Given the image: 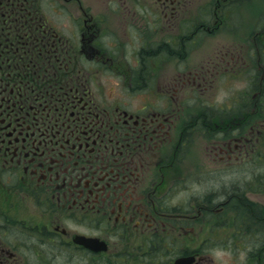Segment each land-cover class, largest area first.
I'll list each match as a JSON object with an SVG mask.
<instances>
[{
	"label": "flooded vegetation",
	"instance_id": "flooded-vegetation-1",
	"mask_svg": "<svg viewBox=\"0 0 264 264\" xmlns=\"http://www.w3.org/2000/svg\"><path fill=\"white\" fill-rule=\"evenodd\" d=\"M106 1L109 13L120 20L126 35L141 32V17L136 14L130 16L132 8H123L127 2ZM136 1H141L146 7L149 5L150 9L159 5L163 11L162 28L176 33L172 42L178 38L177 33L183 23L175 22L181 18L179 10L186 8L189 0ZM24 3L29 4V0H0V264H31L30 260L39 259L33 253L35 249L25 243L23 228L35 227L30 234L41 231L45 233L41 229L39 217L33 214L34 210L42 209V202L35 205L28 203L27 196H47L49 212H58L60 209L65 211L64 216L68 219L76 209L87 210L91 214H85L91 217L99 215L101 230L98 235L69 232L53 218L49 220L53 229L46 232L54 239L65 238V245L89 254L92 253L75 240L85 236L98 238L106 244L105 253L95 254L102 259L122 252L120 241L125 229L123 224L131 222L136 227L141 226L143 231L156 234L163 232L162 228L166 230L165 226L169 224H173L174 229L176 219L180 217L168 214L164 205L152 197L161 186L158 187L159 183L154 181L148 182L146 178L170 179L172 169L178 166L175 160H182L179 156L180 141L182 138L190 141L194 127L181 124L179 129H172V126L166 125L167 120L174 115L178 120L182 119L178 115L180 108L178 112L174 108L175 113L170 110V105L165 106V111L158 110L155 105L137 108L124 102V98L118 101V98L109 96L106 94V87H101L102 85L98 87L99 94L92 92L94 87L90 83L101 82V74L123 75L106 66L109 63L104 60V28L99 27V22L107 18L105 14L102 13L103 18L92 17L89 11L81 10L79 17L69 15L68 23L72 25L73 38H77L78 42L75 45L69 41L67 46L61 45L57 40H62V36L53 28V22L43 13L31 12ZM53 4L59 10L55 13L56 17L61 18L65 9H61L58 0H53ZM173 18L175 19L171 21ZM148 19L154 27V13L151 17L148 15ZM202 27L201 23L192 26L196 33L201 32ZM192 35L193 33L190 37ZM182 42L179 47H182ZM161 46L166 50L173 44L164 41L160 48ZM142 47H146V52H149L148 67L145 69L148 70V78L153 63H160V51H156V54L154 45ZM85 51L90 52V57L85 59L92 66L83 67V70L88 71H81L72 66V55L83 56ZM139 51L141 47L137 54ZM184 59L182 55L176 57L182 63ZM140 66H144V63L137 59V68L142 69ZM138 77L128 75L130 87L144 81L143 76ZM84 81L87 84L82 85ZM185 83L187 78L172 83L176 84L175 93L178 96L182 94L180 85L184 86ZM130 87L128 89L132 91ZM73 91L74 94L71 93ZM166 94L174 107L177 104L185 105V94L177 97L176 102L164 89L159 90V96ZM231 120L225 124L227 132L223 133L227 135L226 144H219V134L215 133L206 158L214 165L212 170L217 169L222 160L228 165L231 174L235 175V171L231 169L234 164L249 163L251 159H255L251 154H258V150L251 145V132L242 135L239 142L236 140L235 132L240 136V131L236 128L238 121L233 117ZM173 131L177 142L168 153H164L159 149L160 144L163 147L169 144L168 141H162L169 140L170 132ZM220 153L225 157L220 156ZM258 160L263 161V157ZM178 163L180 164L179 161ZM260 176L254 175L253 186L250 182L243 183V188H236L233 184L224 201L234 211L239 208L249 209L247 216H243L249 225L242 220V226L234 230L236 237L246 244L251 243L254 233L264 228V187H261L263 179ZM169 187H176L171 180ZM167 191L168 188L163 189L164 193ZM19 194L21 200L18 198ZM238 196L239 202L236 201ZM222 203H216L214 207L221 211L219 207ZM75 207L77 208L74 209ZM230 216L232 223H239V215L233 212ZM229 220L230 217L228 223ZM109 223L112 225L111 229ZM183 223L180 221V225ZM11 224L17 227L19 233L12 231ZM112 231L116 232L117 241H111L109 235ZM258 242L260 246H255V251L249 252L251 264H264V235L261 233ZM186 256L194 257L191 264H216L200 250L184 251L176 255ZM116 261L118 263L120 258L117 257ZM166 264H171L170 258H167Z\"/></svg>",
	"mask_w": 264,
	"mask_h": 264
},
{
	"label": "rangeland",
	"instance_id": "rangeland-1",
	"mask_svg": "<svg viewBox=\"0 0 264 264\" xmlns=\"http://www.w3.org/2000/svg\"><path fill=\"white\" fill-rule=\"evenodd\" d=\"M58 1L61 9L66 11L61 18L55 15L59 10L54 6L53 0H35V2L29 0V4L24 3V5L28 6L27 9L31 12L45 14L50 22H53V28L62 36L60 37L62 40L57 39L61 45L68 46L71 41L76 45L78 42L77 38H73L72 25L68 23L69 15L79 17L80 11L86 10L92 14V17L103 18L102 13L107 17L99 22V27L104 28L102 36V43L106 48L104 60L109 63L106 66L120 71L119 74L123 75L101 74V82L90 83L94 87L93 93L99 94L98 87L102 85L101 87H106V94L109 96L118 98V101L124 98V102H129L137 108L155 105L158 110L165 111V106L170 105V110L174 113V108L177 112L180 108L178 115L182 119L178 120L174 115L169 121L167 120L166 125L172 126V129H179L181 124H190L194 129L190 141L185 138L180 141L179 156L182 160H175L178 166L172 169L170 179H151L149 176L146 178L148 182L154 181L159 183L158 187L161 186V188L157 187L152 197L164 205L168 214L180 217L176 219L174 229H172L174 225L169 224L165 226L166 230L162 228L163 232L156 234L143 231L141 226L136 227V224L131 222L123 224L125 226L123 238L119 237L123 249L117 255L120 261L118 263V260L106 261L75 247L70 248L63 243L65 238L54 239L46 232L53 229L49 224V220L53 218L59 221L60 227H64L69 232L98 235L101 230L99 215L91 217L89 215L91 213L87 210L77 211L75 207L76 211L70 214L68 219L64 216L65 211L60 209L58 212H49L47 196L40 198L27 196L28 203L35 205L42 202V209L34 210L33 214L39 217L41 229L45 230L44 234L42 231L30 234L29 232L35 230V227L23 228L25 243L35 249L33 253L39 258L30 260L31 264H166L167 258H170L173 264L174 260L179 258L176 257L177 254L191 250L202 251L216 264H251L249 252L255 251V246H260L258 238L260 233L264 235V228L253 234L250 244L239 240L234 230L242 226V220L246 224L248 222L240 209L234 211L229 203L224 201L233 184L236 188H243V183L248 182L253 186L254 175H261L260 178L263 179L261 187H264V0H189L187 7L179 10L181 18L175 23H183V25L174 42L172 37L176 33L162 28L163 11L159 5L150 9L149 5L146 7L141 1L124 0L127 3L123 8L125 10L132 8L129 12L130 16L139 15L143 24L141 32L129 36L125 34V29L121 28L120 20L109 13L106 0ZM152 13H154V27L148 19V15L151 17ZM200 23L203 25L201 32H194L192 26ZM191 33H193L192 37H190ZM164 41H169L173 46L163 50L160 44ZM181 42L182 47H179ZM186 43L187 46H184ZM144 45L147 47L154 45L156 54H158L156 51H160V63H153L148 78V70L145 69L148 67L149 52H146V47H142ZM140 47L141 51L138 55L137 51ZM83 54V56L72 55V66H76L74 68L81 71H88L83 70V67L92 66L85 59L90 57V52L85 51ZM178 55L185 57L183 63L176 60ZM137 59L143 61L144 66H140L142 69L137 68ZM101 69L104 67L101 66ZM73 74L74 77L77 76L76 71ZM131 74L134 78H139L138 75L143 76L144 81L141 78L143 82L130 87L128 75ZM70 78L72 79L73 76ZM185 78L187 83L184 86L180 85L182 94H185V105L177 104V107H174L168 101L167 94L158 95L159 90L164 89L174 100L182 97L181 93L179 96L175 93L176 84L172 83L181 82ZM86 82L84 81L82 85L87 84ZM133 82L136 84V81ZM127 86L132 91H129ZM48 88L51 89L50 86ZM81 90L83 89H79ZM199 113L203 115H196ZM232 117L238 121L236 128L240 131V136L235 132L236 140L238 141L245 133L251 132L253 140L251 145L258 150V154H251L255 159H251L249 163L234 164L231 169L235 171V175L231 174L228 165L222 160L219 161L217 169L212 170L214 165L206 158L215 133L219 134V144H226L227 135L223 133L227 132L225 124L230 122ZM175 134V131L170 132V139L162 141L169 142L165 147L160 144L159 149L164 153H168V150L175 146L177 142ZM219 155L225 157L222 153ZM261 157L263 161L258 160ZM253 171L256 173H252ZM170 180L176 187H169ZM164 188H168L166 193L163 192ZM18 198L21 200V194ZM238 199L236 201L239 202ZM216 203H222L219 207L221 211L218 207H214ZM233 212L240 217L238 224L231 222L230 215ZM24 214L29 215L25 212ZM180 221L184 223L180 225ZM111 227L112 225L109 228ZM11 229L19 233L14 224H11ZM115 233L112 231L109 235L111 241H117L118 236H115Z\"/></svg>",
	"mask_w": 264,
	"mask_h": 264
},
{
	"label": "bare ground",
	"instance_id": "bare-ground-1",
	"mask_svg": "<svg viewBox=\"0 0 264 264\" xmlns=\"http://www.w3.org/2000/svg\"><path fill=\"white\" fill-rule=\"evenodd\" d=\"M238 208H239V207H238ZM239 209H240V208H239ZM240 210L242 211L243 215H246V216H247V213L249 212V209H240ZM247 225H249V224H247ZM250 226H251V224H250ZM110 257H112V258L110 259ZM107 259H109V260L115 262L116 259H117V256H115V255H113V256H108L105 260L107 261Z\"/></svg>",
	"mask_w": 264,
	"mask_h": 264
},
{
	"label": "water",
	"instance_id": "water-1",
	"mask_svg": "<svg viewBox=\"0 0 264 264\" xmlns=\"http://www.w3.org/2000/svg\"><path fill=\"white\" fill-rule=\"evenodd\" d=\"M187 260L179 259L175 264H186Z\"/></svg>",
	"mask_w": 264,
	"mask_h": 264
}]
</instances>
